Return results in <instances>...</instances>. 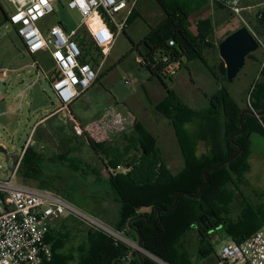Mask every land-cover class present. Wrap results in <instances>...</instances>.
Here are the masks:
<instances>
[{
	"label": "rangeland",
	"instance_id": "obj_1",
	"mask_svg": "<svg viewBox=\"0 0 264 264\" xmlns=\"http://www.w3.org/2000/svg\"><path fill=\"white\" fill-rule=\"evenodd\" d=\"M163 1L169 9L180 7L192 15L189 27L194 33H197L199 20L212 19L214 28L210 42L214 47L204 52V59L210 68L216 62L221 63L220 43L242 27H247L257 39L264 42V37L257 34L254 29V26H258V18L264 11V0H244L241 16L234 15L227 9H218L215 7L217 4L205 0ZM53 7L54 13L41 23L43 29L60 24L67 31H72L80 24L81 17L78 12L68 10L59 1L54 3ZM13 12V4L7 0H0V103L6 100L12 106H20L15 114L0 117V144L13 155L21 153L31 139L29 147L42 156L41 180L44 181L46 188L58 193L69 204L107 229H113L112 223L119 219V196L109 182L108 173L114 168L107 169L104 162L90 148L86 138L77 134L75 123L69 120L71 109L50 116L34 129L36 123L54 113L60 107V103L52 89L53 72L50 68L49 55L41 53L32 57L25 53L21 39L8 23V17ZM126 13L127 11H123L114 15L115 20L121 23ZM133 14L138 17L131 23L127 22L125 31L116 40L106 64L99 73L101 78L72 105V113L85 127L114 109L133 112L137 120H140L156 138L159 156L172 173L177 175L184 168L178 138L172 122L158 112V107L167 102L169 93L174 91L183 104L200 112L201 119L186 127L197 140L205 136L204 140L199 141L197 156L200 158L208 155L210 145H214L215 139L219 141L224 134L222 128L224 118L220 117L222 111L218 113L219 123L206 117L210 106L209 100L225 86L241 109L254 110L251 108L253 104L251 94L256 85L262 82L264 48L260 47L252 57H247L244 68L233 83L223 81L219 72L218 78L210 75L207 77L196 68L202 66L204 71L210 74L201 62L189 63L185 60L178 74L172 79H165L163 84L152 78L148 69L141 66L139 63L141 54L135 47L150 33L151 28L157 27L164 20L165 11L157 0H139L131 15ZM36 61L42 68L44 67L45 74L37 71ZM4 70L8 71L6 75L3 73ZM3 78H6L7 83L2 81ZM24 91L25 95L22 98ZM125 135L129 140L138 136L134 128L113 137L107 143L124 151L130 146ZM252 141L250 171L237 186L233 184L229 186L234 194L230 205L231 216L234 219L241 215L246 206L264 208V136L254 134ZM131 147L134 148L133 145ZM138 148L132 152L131 157L140 155L139 145ZM108 160L105 159V164ZM0 167V179H9L12 173L9 171L6 156L1 153ZM18 179L23 182L19 176ZM27 185L41 188L38 182ZM103 212L112 221L108 220ZM201 221L206 225L211 246L208 243L203 244V238L199 233L201 227L195 226L181 239L177 246L178 252L187 257L189 264H214L216 256L230 239L223 226L213 230V222L207 223L206 218ZM199 225L202 226V223ZM96 229L102 230L90 225L88 221L66 213L53 224L51 239L68 236L71 239L69 246L75 245L77 248L78 245L87 242L90 230ZM102 231L118 242L125 243L123 239L125 235L117 232L120 237H114L109 232ZM215 234L218 236L217 239ZM208 247L214 252L207 257L201 254V250ZM149 258L154 264H164L153 255Z\"/></svg>",
	"mask_w": 264,
	"mask_h": 264
},
{
	"label": "trees",
	"instance_id": "obj_2",
	"mask_svg": "<svg viewBox=\"0 0 264 264\" xmlns=\"http://www.w3.org/2000/svg\"><path fill=\"white\" fill-rule=\"evenodd\" d=\"M157 1L164 9L166 16L157 27L151 28L150 33L135 47L141 54V66L148 69L152 78L158 79L163 84H165V78L162 76L164 69L160 61L162 56H170L173 61L181 62V64L185 60L189 63L202 62L212 75L218 78L215 70L210 68L204 59V52L214 47L210 42L214 28L212 19L199 20L197 33H194L189 27L192 16L190 13L180 7L169 9L163 0ZM205 1L209 3L208 0ZM215 7L226 10L218 5ZM261 14L263 17L258 18V26H254V29L257 34L264 37V11ZM131 16L128 23L138 17L136 14ZM77 39L85 51L93 48L84 33H81ZM249 57H252V54ZM220 64L219 72L222 80L228 82L225 64L222 60ZM100 78L101 76L98 81ZM251 99L253 103L251 108L255 112H262L264 70L262 82L254 88ZM209 101L210 106L206 117L219 123L222 116L224 134L219 141L215 139L214 145H210L209 154L200 158L197 156L199 141L204 140L205 136L197 140L186 126L200 120L201 113L183 104L174 91L169 93L167 102L158 107V112L172 122L178 138L184 168L177 175L172 173L159 156L156 138L139 121L135 126L138 136L135 135L137 137L131 140L124 136L130 142V146H127L124 151L118 147L114 148L107 142L101 143L88 139L90 148L104 162L107 169L110 167L116 169L121 165L130 168L126 174L108 173L109 182L118 194L120 202L116 232L127 236L132 233L136 240V233H138L143 240V249L166 264H189L187 257L179 254L177 246L195 226L201 227L199 233L203 238V244L208 243L211 246L208 239L210 235L206 225L201 221L203 218H206L207 223H214L213 230L223 226L230 241L236 243L245 241L264 225V208L246 206L240 216L232 218L230 205L234 194L229 189L231 184L237 186L241 183L245 174L250 171L252 136L254 134L264 136V116L260 118L244 116V132L234 140L241 146V154L229 164L208 174L209 184L203 189L199 198L182 196L173 208L179 194L197 195L206 183L205 173L233 158L238 152L231 138L241 129L240 116L244 110L231 97L225 86ZM220 111H222L221 114ZM132 145L134 148L131 147ZM138 145L141 148L140 155L131 157L132 152L139 149ZM106 158L109 160L105 164ZM41 166L42 156L28 147L18 176L24 184L38 182L41 189H47L44 181L41 180ZM170 209L172 210L169 212H161L158 219V211ZM140 217H145L147 220ZM200 222L202 226L199 225ZM51 235L52 229L46 237V242L52 248L53 258L44 264H115L118 261L123 264H141L140 259H130L132 248L129 245L118 242L99 229L90 230L87 242L78 245L77 248L75 245L69 246L71 239L68 236L51 239ZM213 252L211 247L201 250V254L207 257ZM143 264H154V262L149 257L143 256Z\"/></svg>",
	"mask_w": 264,
	"mask_h": 264
},
{
	"label": "built area",
	"instance_id": "obj_3",
	"mask_svg": "<svg viewBox=\"0 0 264 264\" xmlns=\"http://www.w3.org/2000/svg\"><path fill=\"white\" fill-rule=\"evenodd\" d=\"M7 1L14 6L8 23L21 39L25 53L31 56L47 53L58 71V76L53 75L54 79H51L54 95L60 103V107L51 114L54 116L68 110L96 84L101 69L106 64L116 40L125 31L127 21L139 0ZM57 1L68 10L78 12L81 21L76 29L67 31L60 24L48 29L42 28L41 23L54 13L53 4ZM208 1L237 16H241L244 10L242 7L244 0ZM123 11L127 13L123 21L118 23L114 15ZM262 17L260 14L259 18ZM81 33H84L92 43L93 48L90 51H85L77 39ZM257 40L264 48V42ZM160 61L164 65L162 76L165 79H172L178 74L181 62L173 61L170 56H162ZM141 62L142 59L139 58V63ZM35 66L40 70L37 61ZM3 73L6 75L7 71L4 70ZM42 73L45 74V71ZM69 120L75 123V130L79 136L86 138L87 141L91 138L101 143L131 131L138 121L133 112L119 109L108 111L100 120L85 127L72 113ZM30 145L31 139L18 154L17 166L13 172L10 171L11 177L6 180L0 179V264H44L51 261L52 248L46 242V237L53 224L66 213L88 221L90 225L100 229H107L69 204L55 191L19 181L20 165ZM129 170V167L121 165L112 169L111 173L126 174ZM110 231L112 236L120 237ZM123 239L125 244L132 246L127 239ZM132 248L138 247L135 245ZM216 264H264V225L241 243L227 242L219 253Z\"/></svg>",
	"mask_w": 264,
	"mask_h": 264
},
{
	"label": "water",
	"instance_id": "obj_4",
	"mask_svg": "<svg viewBox=\"0 0 264 264\" xmlns=\"http://www.w3.org/2000/svg\"><path fill=\"white\" fill-rule=\"evenodd\" d=\"M260 47H261L260 42L257 40V38L253 35V33L247 27H242L239 30L233 32L232 34L227 36L224 41H222L220 43L219 54H220L222 61L225 64L226 77H227V81L229 83H233L237 79V77L239 76L240 72L242 71V69L244 68V66L246 64L247 57L250 56L251 54L256 53L260 49ZM245 115H251V116H256V117L260 118V117L264 116V109L262 112H259V113L255 112L253 110H244L242 112V114L240 116V127H241V129L238 133H236L231 138L232 144L236 148H238L237 154L233 158H230L226 162H224V163H222V164H220L214 168L209 169L205 173L206 183L204 186H202L200 188L197 195H189L187 193L179 194L176 198V201H175L173 208L176 206L178 199L182 196L199 198L203 189L206 188L209 184L208 177H207L208 174L211 171H213L219 167H222L224 165L229 164L231 161L236 159L241 154V152H242L241 146L239 144H237L234 140H235V138L242 135V133L244 132L243 119H244ZM0 153L3 154L4 156H6V161H7V164L9 165V171L13 172L15 167L17 166L19 155L18 154L10 155L8 153V150L6 148H4L1 144H0ZM171 210L172 209L158 211V219H159L161 212H169ZM140 218H144L145 220H147L145 217H140ZM102 229L109 232L108 229H105V228H102ZM110 232H112V231H110ZM136 234H137V242H138L137 247L138 248L136 249L134 256L138 255V257L141 261V264H143V256L150 257L151 255L143 249L142 237L138 233H136ZM159 261H161V260H159ZM162 263H164V262H162ZM115 264H123V263L121 261H118ZM164 264H166V263H164Z\"/></svg>",
	"mask_w": 264,
	"mask_h": 264
},
{
	"label": "crops",
	"instance_id": "obj_5",
	"mask_svg": "<svg viewBox=\"0 0 264 264\" xmlns=\"http://www.w3.org/2000/svg\"><path fill=\"white\" fill-rule=\"evenodd\" d=\"M114 48V47H113ZM50 57V56H49ZM197 62H199V61H196V62H193V63H197ZM182 64L184 65V61L182 62ZM201 64L205 67V68H207L206 66H205V64H203L202 62H201ZM208 64V63H207ZM209 66V65H208ZM220 66H221V64H220V62H216L215 64H214V66L212 67V69L213 70H215V72H216V74H218V72H219V70H220ZM41 67V66H40ZM210 67V66H209ZM44 68V67H43ZM42 67L40 68V70H38L37 69V71L38 72H42L44 69H43ZM50 68L52 69V71H53V75L55 76V77H57L58 76V71L55 69V67H54V64H53V62H52V60H50ZM197 68V70H199L201 73H203L205 76H207V75H210V76H212L213 78H215L216 76H214V75H212V73L210 72V71H208L210 74H208L206 71H204V69H203V67L202 66H197L196 67ZM43 69V70H42ZM208 69V68H207ZM7 71V70H6ZM8 72V71H7ZM220 73V72H219ZM208 77V76H207ZM53 79H54V77H53ZM2 81H4V83H7L6 82V78H3V80ZM52 81V80H51ZM24 95H25V91L23 92V94L21 95V97L23 98L24 97ZM73 105V104H72ZM72 105H71V111H69L70 113H72ZM19 108H20V106L19 105H10V104H8V102H6V100H2L1 101V103H0V117H7V116H9V115H12V114H15L18 110H19ZM73 114V113H72ZM51 116V114L48 116V117H46V118H44V119H42V120H40V121H38L37 123H36V125H35V127H34V129L38 126V125H40L43 121H45V120H47V118H49ZM139 119V118H138ZM139 122H141L140 120H139ZM34 129H33V131H34ZM32 135V134H31ZM118 209L120 210V202H119V207H118ZM103 214H104V216L108 219V220H111L112 221V219H110L104 212H103ZM117 224H118V219L117 220H115L113 223H112V226H113V229H109V230H113V231H115L116 232V227H117ZM117 233V232H116ZM119 233V232H118ZM119 234H121V235H124L123 233H119ZM126 237V239L130 242V245H137V240L134 238V235L132 234V233H130V236L128 235H125ZM215 236V239H217L218 238V236L215 234L214 235ZM229 242V241H228ZM131 248H132V246H131ZM136 252V249L135 248H132V251L130 252V259H132V260H134V259H137V260H139V257H138V255H136V256H134V253ZM219 255V254H218ZM218 255L216 256V258H215V262H214V264H216V262H217V259H218Z\"/></svg>",
	"mask_w": 264,
	"mask_h": 264
}]
</instances>
